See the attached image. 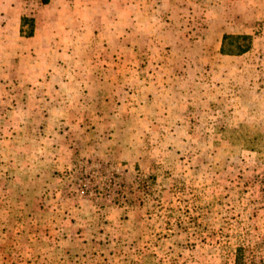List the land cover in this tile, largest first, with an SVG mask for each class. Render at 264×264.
<instances>
[{
	"label": "rangeland",
	"instance_id": "1",
	"mask_svg": "<svg viewBox=\"0 0 264 264\" xmlns=\"http://www.w3.org/2000/svg\"><path fill=\"white\" fill-rule=\"evenodd\" d=\"M130 1L0 0V264H264V0Z\"/></svg>",
	"mask_w": 264,
	"mask_h": 264
},
{
	"label": "crops",
	"instance_id": "2",
	"mask_svg": "<svg viewBox=\"0 0 264 264\" xmlns=\"http://www.w3.org/2000/svg\"><path fill=\"white\" fill-rule=\"evenodd\" d=\"M78 0H69L67 5H63V4H57V0H43V5L46 6L45 4H48V2H52V8L56 10L57 14L64 12L66 9L67 12H86V13H92V12H106L105 8H102L100 6V4H98L99 0H84L85 3L82 4H77ZM61 2V0H60ZM125 3V2H124ZM128 3V2H127ZM142 7H144V3L141 0H132L130 1V6L132 8V11H139ZM118 6L116 4H109V10L112 11V7H114V9L116 11H118ZM25 7H29V5L25 6ZM122 7V6H121ZM108 10V11H109ZM25 11H27V9L25 8ZM40 16V15H39ZM38 15L35 14V22H34V35L32 37H23L21 34V30H22V19L23 17H20L19 19L14 21V36L15 38H18L19 40H21L22 43L28 45L30 43H33L34 45H37L38 47H40L39 49H37L36 47H31L29 48V50L27 52V55L30 56L33 53H38L39 51L43 52V49L45 50L44 47L48 46V40H50L49 45L51 46V50L55 53H53L52 58L53 60H59L61 58V53H60V41L58 39V36L60 34V26H59V22L56 21H52L50 23V28L47 29V33L42 31V24H41V18H39ZM58 17V16H57ZM28 25H26L27 27ZM26 27L24 29H26ZM45 33V34H44ZM43 34L47 37H44ZM36 48V49H35ZM50 55H48L49 57Z\"/></svg>",
	"mask_w": 264,
	"mask_h": 264
},
{
	"label": "trees",
	"instance_id": "3",
	"mask_svg": "<svg viewBox=\"0 0 264 264\" xmlns=\"http://www.w3.org/2000/svg\"><path fill=\"white\" fill-rule=\"evenodd\" d=\"M34 19L33 18H28V17H23L22 19V30H21V34L23 37H32L34 35ZM26 25H28L30 27V29L28 30V32L25 31V27ZM247 39V38H245ZM249 49L248 48H244L242 51L243 53H245L247 50Z\"/></svg>",
	"mask_w": 264,
	"mask_h": 264
}]
</instances>
